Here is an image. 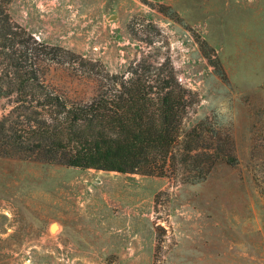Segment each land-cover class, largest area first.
Returning a JSON list of instances; mask_svg holds the SVG:
<instances>
[{
	"label": "rangeland",
	"instance_id": "obj_1",
	"mask_svg": "<svg viewBox=\"0 0 264 264\" xmlns=\"http://www.w3.org/2000/svg\"><path fill=\"white\" fill-rule=\"evenodd\" d=\"M8 9L95 69L170 58L198 95L191 122L209 116L229 129L238 162L192 184L0 156V264H264V0H12ZM45 79L72 100L98 89L70 65L49 64Z\"/></svg>",
	"mask_w": 264,
	"mask_h": 264
},
{
	"label": "trees",
	"instance_id": "obj_2",
	"mask_svg": "<svg viewBox=\"0 0 264 264\" xmlns=\"http://www.w3.org/2000/svg\"><path fill=\"white\" fill-rule=\"evenodd\" d=\"M11 1L0 0V103L7 102L0 156L192 184L220 161L238 162L229 129L209 116L191 122L198 95L170 58L143 56L121 72L95 69L77 52L37 39L13 19ZM54 63L94 76L96 93L81 101L60 93L45 79Z\"/></svg>",
	"mask_w": 264,
	"mask_h": 264
},
{
	"label": "bare ground",
	"instance_id": "obj_3",
	"mask_svg": "<svg viewBox=\"0 0 264 264\" xmlns=\"http://www.w3.org/2000/svg\"><path fill=\"white\" fill-rule=\"evenodd\" d=\"M52 228H55V225H53Z\"/></svg>",
	"mask_w": 264,
	"mask_h": 264
}]
</instances>
